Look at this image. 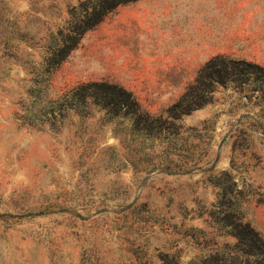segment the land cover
<instances>
[{"label": "rangeland", "instance_id": "1", "mask_svg": "<svg viewBox=\"0 0 264 264\" xmlns=\"http://www.w3.org/2000/svg\"><path fill=\"white\" fill-rule=\"evenodd\" d=\"M100 1L0 0V264H264V0Z\"/></svg>", "mask_w": 264, "mask_h": 264}, {"label": "trees", "instance_id": "2", "mask_svg": "<svg viewBox=\"0 0 264 264\" xmlns=\"http://www.w3.org/2000/svg\"><path fill=\"white\" fill-rule=\"evenodd\" d=\"M132 1V0H101L99 4H97L89 13H87L84 16L83 23L88 24L91 23V25H94L96 22H98L104 15H106L109 11H111L113 8L118 6L121 3ZM84 25V28H86ZM226 63L223 61L217 63L215 60L209 61L200 71L198 77H197V83L203 81L209 75L208 77H212L216 73L219 74L221 71L222 66H225ZM104 92L105 97H110L111 100L114 97L116 101L119 103L121 102L122 105L124 101H127L126 98H130V93L125 90H120L119 92H116V86L111 87L107 86V89L102 90ZM118 94V96H116ZM122 98H120V97ZM196 96L193 92L187 90V92L171 107H169L166 110L167 116H176L179 114H188L194 109L198 107L197 103H195ZM92 99V98H91ZM121 100V101H120ZM238 233H236V237L240 239V241L248 242L250 247H258L263 249L264 251V240L258 235L256 231H254L252 228L249 227V225H242L240 224L238 226Z\"/></svg>", "mask_w": 264, "mask_h": 264}]
</instances>
